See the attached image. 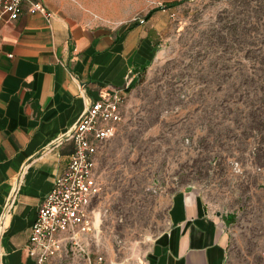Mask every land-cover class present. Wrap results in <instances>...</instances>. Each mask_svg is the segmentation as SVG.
Returning a JSON list of instances; mask_svg holds the SVG:
<instances>
[{"label": "rangeland", "instance_id": "374dc122", "mask_svg": "<svg viewBox=\"0 0 264 264\" xmlns=\"http://www.w3.org/2000/svg\"><path fill=\"white\" fill-rule=\"evenodd\" d=\"M38 1L93 29L142 26L158 51L99 147L91 263L61 264H154L180 191L220 220L225 264L264 263V0Z\"/></svg>", "mask_w": 264, "mask_h": 264}, {"label": "crops", "instance_id": "0c3cea01", "mask_svg": "<svg viewBox=\"0 0 264 264\" xmlns=\"http://www.w3.org/2000/svg\"><path fill=\"white\" fill-rule=\"evenodd\" d=\"M54 14L48 24L26 3L18 20L0 19V264H36L30 229L75 151L64 136L92 102L126 96L157 58L142 26L93 29ZM156 246L154 264H225L228 239L199 196L180 191Z\"/></svg>", "mask_w": 264, "mask_h": 264}, {"label": "built area", "instance_id": "2783aa9c", "mask_svg": "<svg viewBox=\"0 0 264 264\" xmlns=\"http://www.w3.org/2000/svg\"><path fill=\"white\" fill-rule=\"evenodd\" d=\"M26 3L30 11L42 14L50 24L54 12L43 2L32 0H0V19L18 20ZM125 98L117 91L110 97L92 102L64 136L75 143V151L65 172L56 179L52 191L42 202L30 229L27 252L36 264H61L69 251L82 253L91 263L90 253L86 251L95 230L91 206L101 192L97 155L99 147L115 135L122 121ZM16 194L13 193L7 207L12 206ZM6 214L7 210L0 220V235ZM102 261L101 256L97 258V264Z\"/></svg>", "mask_w": 264, "mask_h": 264}, {"label": "trees", "instance_id": "16d2710c", "mask_svg": "<svg viewBox=\"0 0 264 264\" xmlns=\"http://www.w3.org/2000/svg\"><path fill=\"white\" fill-rule=\"evenodd\" d=\"M180 3H173V4H168L166 6V8H173V7H176L178 6ZM160 9L159 8H156V9H153L151 10L145 17V20H150L154 15L155 13H157ZM162 10V9H161Z\"/></svg>", "mask_w": 264, "mask_h": 264}]
</instances>
